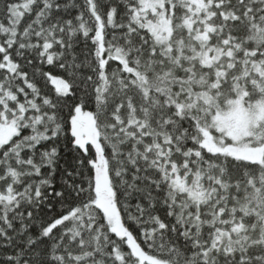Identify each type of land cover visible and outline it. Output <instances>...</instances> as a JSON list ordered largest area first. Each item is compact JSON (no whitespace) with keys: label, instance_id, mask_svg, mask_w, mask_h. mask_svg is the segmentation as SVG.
<instances>
[{"label":"snow or ice","instance_id":"1","mask_svg":"<svg viewBox=\"0 0 264 264\" xmlns=\"http://www.w3.org/2000/svg\"><path fill=\"white\" fill-rule=\"evenodd\" d=\"M0 264H264V0H0Z\"/></svg>","mask_w":264,"mask_h":264}]
</instances>
